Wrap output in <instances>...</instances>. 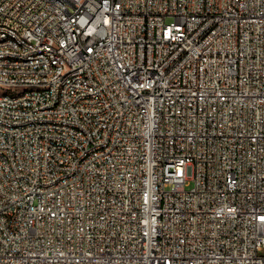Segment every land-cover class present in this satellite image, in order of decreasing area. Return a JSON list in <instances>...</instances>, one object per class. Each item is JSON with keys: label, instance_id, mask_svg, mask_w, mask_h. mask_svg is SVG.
Listing matches in <instances>:
<instances>
[{"label": "built area", "instance_id": "1", "mask_svg": "<svg viewBox=\"0 0 264 264\" xmlns=\"http://www.w3.org/2000/svg\"><path fill=\"white\" fill-rule=\"evenodd\" d=\"M0 264H264V0H0Z\"/></svg>", "mask_w": 264, "mask_h": 264}, {"label": "rangeland", "instance_id": "2", "mask_svg": "<svg viewBox=\"0 0 264 264\" xmlns=\"http://www.w3.org/2000/svg\"><path fill=\"white\" fill-rule=\"evenodd\" d=\"M2 90H5V87H3Z\"/></svg>", "mask_w": 264, "mask_h": 264}]
</instances>
